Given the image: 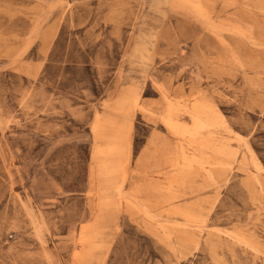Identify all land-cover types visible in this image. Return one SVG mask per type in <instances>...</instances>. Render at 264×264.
Here are the masks:
<instances>
[{"label":"rangeland","instance_id":"obj_1","mask_svg":"<svg viewBox=\"0 0 264 264\" xmlns=\"http://www.w3.org/2000/svg\"><path fill=\"white\" fill-rule=\"evenodd\" d=\"M0 264H264V0H0Z\"/></svg>","mask_w":264,"mask_h":264}]
</instances>
